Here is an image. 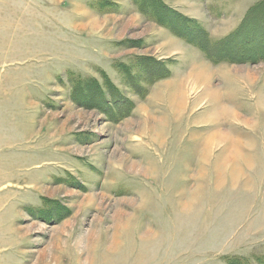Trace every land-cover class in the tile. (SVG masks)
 <instances>
[{
  "label": "rangeland",
  "instance_id": "obj_1",
  "mask_svg": "<svg viewBox=\"0 0 264 264\" xmlns=\"http://www.w3.org/2000/svg\"><path fill=\"white\" fill-rule=\"evenodd\" d=\"M162 1L210 55L140 0H0V264H264V32L219 51L263 0Z\"/></svg>",
  "mask_w": 264,
  "mask_h": 264
},
{
  "label": "trees",
  "instance_id": "obj_2",
  "mask_svg": "<svg viewBox=\"0 0 264 264\" xmlns=\"http://www.w3.org/2000/svg\"><path fill=\"white\" fill-rule=\"evenodd\" d=\"M140 3L142 5V8L146 9L148 13H151L150 17H154L159 24L163 26H168L174 34L179 35V37H182L184 40L188 41L189 43L196 44L197 46H200L203 50H205L207 56L210 55L211 48L208 47L209 44H204L203 47L200 43L192 41L193 34H195L194 31L201 33V26L199 24H196L192 22V20L182 16L177 11L173 10L172 8L168 7L162 0H140ZM255 14H257V17H254ZM259 16L261 17L262 23L259 22L254 27L249 26L252 20L259 19ZM260 20V19H259ZM175 26L179 27L176 28ZM190 26H194L195 29H191ZM201 30V32H200ZM257 33V35L253 36L254 33ZM264 32V0L258 3L256 6H254L248 13L246 19L242 23L241 27L237 30L236 33L231 34L230 36L226 37L222 42L220 43L219 51L224 52L225 57L227 59H231L233 55L231 54V50H239L237 49V46L242 43H248V41L252 40L253 37H255L256 40L260 38L262 33ZM205 35V33H201ZM251 38V39H250ZM209 42V41H208ZM244 51V50H243ZM242 54L241 57L252 59V53L246 52ZM234 57V56H233ZM234 61V60H233Z\"/></svg>",
  "mask_w": 264,
  "mask_h": 264
},
{
  "label": "crops",
  "instance_id": "obj_3",
  "mask_svg": "<svg viewBox=\"0 0 264 264\" xmlns=\"http://www.w3.org/2000/svg\"><path fill=\"white\" fill-rule=\"evenodd\" d=\"M189 2H190V4H193V5H195L196 6V8H197V6L198 5H196V4H194V3H197L198 1H196V0H188ZM169 3H170V1H169ZM200 4V3H199ZM172 6H173V4H171ZM191 8V7H190ZM199 8V7H198ZM191 9H193V8H191ZM185 16H187V17H189V18H199V17H195V16H189L188 14H184ZM206 15V14H205ZM223 18L224 17H222V20L221 21H223ZM201 19H203V17L201 18ZM237 24H238V21H236V23L233 25V27L230 29V31L228 32V33H231L233 30H234V28H235V26H237ZM225 36H227V33L225 34Z\"/></svg>",
  "mask_w": 264,
  "mask_h": 264
},
{
  "label": "bare ground",
  "instance_id": "obj_4",
  "mask_svg": "<svg viewBox=\"0 0 264 264\" xmlns=\"http://www.w3.org/2000/svg\"><path fill=\"white\" fill-rule=\"evenodd\" d=\"M0 18H1V16H0ZM3 20V19H2ZM1 27V26H0ZM3 138V137H2ZM9 143H11V142H9ZM3 170V169H2ZM4 171V170H3ZM2 171V172H3ZM4 172H6V171H4ZM9 178H10V176H9ZM8 177H6V179H4V180H1L0 181V185H2V187H3V184L5 185V183L7 184V182H9L10 181V179H9ZM11 183V182H10ZM9 183V184H10ZM11 185V184H10ZM20 185V184H19ZM16 186H18L17 184H16ZM6 187V186H5ZM11 187V186H10ZM1 246H3V245H1Z\"/></svg>",
  "mask_w": 264,
  "mask_h": 264
}]
</instances>
